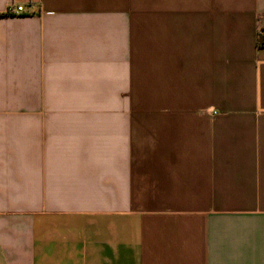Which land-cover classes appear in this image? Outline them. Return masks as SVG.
<instances>
[{"label":"crops","instance_id":"1","mask_svg":"<svg viewBox=\"0 0 264 264\" xmlns=\"http://www.w3.org/2000/svg\"><path fill=\"white\" fill-rule=\"evenodd\" d=\"M262 29L264 0H0V264H264Z\"/></svg>","mask_w":264,"mask_h":264},{"label":"built area","instance_id":"2","mask_svg":"<svg viewBox=\"0 0 264 264\" xmlns=\"http://www.w3.org/2000/svg\"><path fill=\"white\" fill-rule=\"evenodd\" d=\"M24 12L23 6H10L7 9V14L9 15H21ZM260 37L264 38V30H260Z\"/></svg>","mask_w":264,"mask_h":264},{"label":"trees","instance_id":"3","mask_svg":"<svg viewBox=\"0 0 264 264\" xmlns=\"http://www.w3.org/2000/svg\"><path fill=\"white\" fill-rule=\"evenodd\" d=\"M264 30V29H262ZM259 45H263L264 44V38L263 37H260V34H259V41H258Z\"/></svg>","mask_w":264,"mask_h":264}]
</instances>
